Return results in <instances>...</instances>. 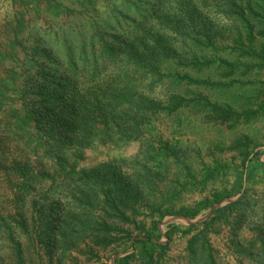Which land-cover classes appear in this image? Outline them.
Wrapping results in <instances>:
<instances>
[{
    "label": "rangeland",
    "instance_id": "obj_1",
    "mask_svg": "<svg viewBox=\"0 0 264 264\" xmlns=\"http://www.w3.org/2000/svg\"><path fill=\"white\" fill-rule=\"evenodd\" d=\"M218 12L212 0H162L161 5L157 0H0V264L14 262L8 232L20 242L24 264H115L116 259L136 252L132 240L144 236L155 222L162 235L159 243H167L158 264H190L187 241L203 228V221L212 218L214 209L239 198L241 205L215 218L205 232L213 264H264V111L247 121L224 122L206 107L167 115L152 114L144 105L166 106L172 93L206 98L238 113L256 110L264 102V67L250 54V50L264 53V26L249 18L253 24L249 40L239 20ZM178 24L181 34L174 32ZM137 26V34L130 37ZM191 27L209 29L212 45H206L203 36H184ZM95 30L106 32L109 42L111 36L128 32L125 39L140 38L147 45L156 38L167 39L174 53L167 65L172 74L186 73L224 86L172 85L164 80L150 87L145 81L127 104L125 98H109V82H115L123 62L104 54L100 39H92ZM193 56L209 65L184 64ZM69 60L78 69V104L92 111L96 104L101 106L91 130L75 134L85 142L73 148L54 143L59 136L48 137V124L37 122L34 113L43 98L36 94L38 84H44L42 70L59 75L68 69ZM96 61L100 70L91 80L87 74ZM244 142L247 146L239 147ZM164 143L177 149L176 159L151 149ZM244 150L258 155L243 168L240 152ZM60 152H64L63 165L54 157ZM216 163L227 166L228 172L210 181L205 191L196 187L172 195L176 182L184 180L182 164L199 179L204 167ZM101 166L116 176L102 171L100 179H92L90 171ZM117 175L118 197L126 203L125 208L119 207L122 218L105 204V193L114 194L110 188ZM213 190L236 194L192 220L165 214L160 221L158 206L173 211L194 207L211 198ZM193 225L197 228L189 235L176 233L167 241L169 226L181 231ZM197 264L205 263L200 258Z\"/></svg>",
    "mask_w": 264,
    "mask_h": 264
},
{
    "label": "trees",
    "instance_id": "obj_2",
    "mask_svg": "<svg viewBox=\"0 0 264 264\" xmlns=\"http://www.w3.org/2000/svg\"><path fill=\"white\" fill-rule=\"evenodd\" d=\"M214 5L217 6V9L220 11L218 13L222 14L223 17L233 20H239L245 27L247 31V35L249 36V40L252 39V27L253 24L250 22L249 18H253L255 22L259 24L261 28L264 26V0L262 2H257L254 0H212ZM156 2V0H155ZM158 5H161L162 0H157ZM154 8L153 4H150V11ZM191 17V15H190ZM192 21V19L190 20ZM191 23L187 28H189ZM177 30L174 32L181 34L180 28L181 26L178 24ZM139 27L137 26L135 31L131 34L130 37L137 34ZM133 30H130L132 32ZM264 33V30H261ZM259 32L260 34H263ZM129 33V32H128ZM128 33L126 36H111V41L106 40V36L108 34L102 30H95L93 33L92 39L95 38L100 39L102 46L100 49L103 50L104 54H106L109 59H116L118 61L123 62L120 65V69L118 74L115 75V82L110 81L109 84L112 86L110 93H108L109 98H114V100L125 98V103H129L130 100H133V96L135 94L136 89L139 84H143V82L147 81L148 85L152 87L154 82H162L164 80H168L172 85H178L179 82H186L191 85H199L206 87H220L224 86L219 83H211L210 80H198L192 78L189 74H181V73H171V70L167 68L169 60L174 57L173 51L170 47L167 46L168 40L166 39H155L150 45H147L145 42H142L140 38H135L136 41H129L125 38L128 37ZM186 33L185 30L182 32ZM191 34L203 36L206 40V45L211 46V31L209 29H199L195 27H191L187 34H184L186 37H191ZM166 38V37H165ZM138 39V41H137ZM91 41V45H96L97 42ZM192 41H196L197 38H191ZM137 46L138 48L136 49ZM41 53V51H38ZM51 53L49 52L48 55ZM250 54L252 56L255 55L256 59H260V65L264 67V53L255 54L252 50H250ZM52 55V54H51ZM51 59L54 60V56L52 55ZM187 65L192 67H207L209 65V61L207 60H198L197 57L193 56L191 62L184 60ZM226 66L233 67V64H229L227 61H223ZM178 65H183V62H179ZM69 68H73V71H70ZM167 69L166 73L162 74V71ZM70 71L65 75V72ZM62 72L61 74H53L49 71L42 70V78L43 83H48V85H55V88L58 87L57 90H49L45 88L44 84H38V89L40 92L39 96L43 98L39 102L40 106L36 108L34 111L35 115L38 116L37 122H46L48 124L49 131L46 135L50 138L54 136H59L58 140L54 143L59 144L60 142L66 145L67 148H73V145H77L81 142H85V140L79 141L76 133L80 131H90L91 126L90 123L96 121V116L99 113L100 104L95 105L93 111L90 107L84 106L83 104H78V89H77V78H78V69L76 67V63L73 60H69L68 69ZM100 70V64L96 61L93 62V66L91 71L87 74V78H91L93 80L98 76V71ZM73 78V79H72ZM150 81V82H149ZM135 83L137 84L136 86ZM230 87L231 83L226 84ZM109 89V88H108ZM46 90L47 92H43ZM98 103V102H97ZM132 103V102H131ZM130 103V105H131ZM145 108L151 111L152 114H156L158 111H163L167 115L173 114L176 111L181 109L191 108L195 111H201V109L205 108L209 109L211 113L219 115L222 121L234 120L235 122L244 118L246 121L253 118L257 115L259 111H264V102H262L256 110L244 111L242 113H238L232 108L223 109L218 107L217 105H213L206 98H187L186 96H181L178 94H171L169 96V100L166 106H161L159 104H154L151 102H145ZM112 113V112H111ZM112 115V114H111ZM136 131L139 129L135 128ZM86 133L85 135H87ZM78 141V142H75ZM48 143V142H47ZM247 146V144L240 143L239 147ZM151 149L155 153H161L163 157L172 156L176 159L177 149L172 147L166 143L162 144L160 147ZM64 152H60L55 154V158L59 164L63 165L64 159L61 155ZM66 153V152H65ZM258 155L253 154L256 158ZM251 153L244 150L240 152L241 164L244 168L247 161L253 159ZM178 163V160H176ZM180 172L183 173V181H177L176 186L172 189V195H179L181 192L185 190H197L194 189L198 187L199 191H205L209 182L218 180L221 176H225L228 172V167L224 164L216 163L214 166L204 167L201 171L199 179L197 178V174L193 173L189 166L182 164ZM27 164H25V167ZM101 168H104L101 169ZM105 171L106 174L113 175L116 174L112 172L108 167H97L96 169L90 171L91 178L95 179L101 178L100 172ZM227 171V172H226ZM118 177V178H117ZM116 178L112 179L113 186L110 189L114 190V194L110 195L105 193L106 200L105 204L108 207L112 208L116 214H118V218H122L123 214L119 207L125 208L126 203L118 197L121 196V189L119 187L120 175H117ZM234 190V189H233ZM236 194L235 192H233ZM230 190H213L211 193V198H204L202 201L198 202L194 207H181L177 211L173 210H162V206H158L156 211L160 215V221L163 219L164 215L175 214L176 216H181L183 218L194 219L202 210L209 209L214 204H219L226 198H229L233 195ZM134 194L132 197H134ZM243 197V196H241ZM242 203V198L238 200L227 203L222 207L216 208L212 211V218L210 220L203 221L200 224L203 225V228L195 235L191 236L187 241L186 252L189 255L190 264H197L198 259L202 258L204 263L213 264V257L211 255V248L208 245L205 232L212 226L215 218L225 217L231 212H234L239 205ZM133 209V208H132ZM0 222H3L0 218ZM157 223L155 222L151 230L146 231L144 236H141L139 239L132 240L133 246L136 249V252L128 254L122 258L116 259L115 264H129L130 262H138L139 264H158V260H161L164 256V252L167 249V243L161 244L159 241L162 238L160 234ZM197 228V225L190 226L185 230H181L175 226H169L168 230L165 234L167 241H171L173 236L176 233H179L180 236L189 235L194 229ZM9 243L11 244V251L13 255V264H24V255L22 251V247L20 242L16 241L14 237L8 232ZM201 238V239H199ZM101 239V238H100ZM101 241V240H100ZM200 241V244H199ZM108 243V242H107Z\"/></svg>",
    "mask_w": 264,
    "mask_h": 264
}]
</instances>
